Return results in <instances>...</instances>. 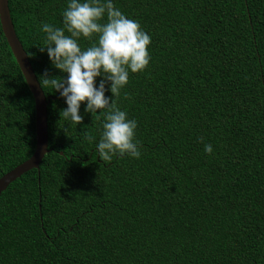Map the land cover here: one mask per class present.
Returning a JSON list of instances; mask_svg holds the SVG:
<instances>
[{
  "label": "trees",
  "instance_id": "obj_1",
  "mask_svg": "<svg viewBox=\"0 0 264 264\" xmlns=\"http://www.w3.org/2000/svg\"><path fill=\"white\" fill-rule=\"evenodd\" d=\"M69 2L7 0L54 99L38 171L0 194V264H264V0H112L150 35L151 59L114 98L137 122L141 157L110 162L97 151L104 116L85 102L82 124L64 120L65 99L40 86L45 72L67 78L40 48ZM33 117L0 31V177L31 156Z\"/></svg>",
  "mask_w": 264,
  "mask_h": 264
},
{
  "label": "clouds",
  "instance_id": "obj_2",
  "mask_svg": "<svg viewBox=\"0 0 264 264\" xmlns=\"http://www.w3.org/2000/svg\"><path fill=\"white\" fill-rule=\"evenodd\" d=\"M106 22H101L105 20ZM63 28L43 24L46 33L45 47L53 66L67 74L66 79L49 78L47 72L40 78L44 86L59 92L65 99L67 108L60 115L79 125L83 122L80 107L86 102L85 111L104 116L102 134L97 144L101 161L110 162L113 156L125 154L139 159L140 141L135 139L137 122L128 119L114 98L120 96L121 89L129 82L131 73L143 72L150 63L148 48L151 37L140 24L126 17L114 6L112 0H70L63 13ZM66 32L68 35H66ZM97 38V42L82 49L78 43ZM102 77L99 86L96 79ZM110 84V89L106 85ZM110 90L111 97L106 96ZM91 143L95 137L84 134ZM203 143V137L200 138ZM205 152L211 154L213 148L206 144Z\"/></svg>",
  "mask_w": 264,
  "mask_h": 264
},
{
  "label": "water",
  "instance_id": "obj_3",
  "mask_svg": "<svg viewBox=\"0 0 264 264\" xmlns=\"http://www.w3.org/2000/svg\"><path fill=\"white\" fill-rule=\"evenodd\" d=\"M0 31L32 97L34 111L33 152L27 160L15 166L0 177L1 194L10 183H12L22 174L30 170L38 171L40 161L48 152L46 133V106L49 99L54 98H45L36 81L26 54L24 53L19 41L14 34L7 8V0H0Z\"/></svg>",
  "mask_w": 264,
  "mask_h": 264
}]
</instances>
